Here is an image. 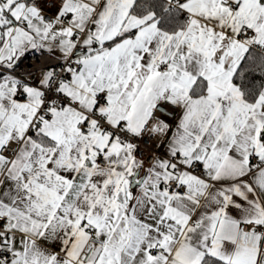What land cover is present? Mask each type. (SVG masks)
<instances>
[{
    "label": "snow or ice",
    "instance_id": "snow-or-ice-1",
    "mask_svg": "<svg viewBox=\"0 0 264 264\" xmlns=\"http://www.w3.org/2000/svg\"><path fill=\"white\" fill-rule=\"evenodd\" d=\"M0 264H264V0H0Z\"/></svg>",
    "mask_w": 264,
    "mask_h": 264
}]
</instances>
